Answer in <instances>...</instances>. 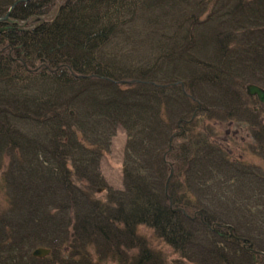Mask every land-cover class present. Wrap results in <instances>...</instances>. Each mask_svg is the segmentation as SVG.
Returning a JSON list of instances; mask_svg holds the SVG:
<instances>
[{
    "label": "trees",
    "instance_id": "trees-1",
    "mask_svg": "<svg viewBox=\"0 0 264 264\" xmlns=\"http://www.w3.org/2000/svg\"><path fill=\"white\" fill-rule=\"evenodd\" d=\"M18 1L0 0V19ZM63 3H19L0 23V264H259L264 171L232 160L198 117L246 126L264 154V108L243 94L264 89V0ZM142 52L173 75H127ZM181 68L190 85L171 80ZM120 128L124 188L94 200L74 179L102 182Z\"/></svg>",
    "mask_w": 264,
    "mask_h": 264
},
{
    "label": "rangeland",
    "instance_id": "rangeland-1",
    "mask_svg": "<svg viewBox=\"0 0 264 264\" xmlns=\"http://www.w3.org/2000/svg\"><path fill=\"white\" fill-rule=\"evenodd\" d=\"M57 1L58 5H63V1L66 0ZM55 14L56 8L54 11H52L50 17L53 18ZM139 26L142 27L141 25ZM163 49L164 52L167 50L164 46ZM161 53H163V50H161ZM140 54L138 53L135 56L136 58L133 60V62L127 64L128 68L130 67L127 75H135V78H138L140 75H149L142 78L149 80L150 83H152L151 80H157V75H173L170 74V72H167L173 69L172 62L171 60H169V58L166 59V57H164V59L160 60L158 63L157 60H153L151 56L146 54L144 55L143 52ZM166 66H170L171 68L166 70ZM182 71H185V69H179V74H176L177 77H172L171 80H179L182 83L184 82L185 86L187 84L190 85L192 81L191 78L183 76ZM167 78L168 77H162L161 80H166ZM179 81H176V83H180ZM165 83L166 82L160 83V85L168 86L172 84ZM241 85L243 84L240 83L238 85V90L242 87ZM243 94H245V92H243ZM249 99V102L252 103L253 106H255L256 100L252 98ZM253 109H258L257 112L261 115L262 118L261 123L264 124V114L262 113L264 110L261 107H255ZM198 118L202 120V122L198 123L200 125V128L203 130L206 129L205 132L210 135L213 142H216L217 144L222 146V148L228 151L232 160H245L246 162H250L251 164L261 168L264 171V154L257 155L256 152L251 151L250 146H252L254 142L252 134L248 131L246 126L238 123H223L217 117L213 118V120H210L209 117L201 114ZM176 133L184 135V133L180 132V130H178ZM126 143L127 134L122 128H120L117 132V135L111 140L109 150L101 158L100 172L102 182L97 186H93L89 183L78 180L77 178L74 179L75 184L79 186L84 192H86V194L90 195L92 199L106 202L109 198L110 191L119 192L123 190V168L125 149L127 145ZM2 175L3 173L0 172V178ZM6 204L7 202L4 195L0 193V210L5 209L7 207ZM140 233L144 235L152 248L161 253V255L166 259L168 263H172L173 261L179 259L174 250L170 246L160 241L155 236L152 230L141 228ZM33 252L34 251H32V253ZM257 260L259 261V264H263V254L262 256H258Z\"/></svg>",
    "mask_w": 264,
    "mask_h": 264
},
{
    "label": "water",
    "instance_id": "water-1",
    "mask_svg": "<svg viewBox=\"0 0 264 264\" xmlns=\"http://www.w3.org/2000/svg\"><path fill=\"white\" fill-rule=\"evenodd\" d=\"M31 0H24L23 2H29ZM7 17L4 19V21H7ZM248 95L249 96H256L258 97L259 101L261 103L264 104V90H262L261 88L257 87V86H250L248 87ZM173 174H171V177H172ZM170 177V179H171ZM170 179L167 183V191H168V188H169V182H170ZM48 255H50V251L49 250H45V249H38L37 251L34 252V257L36 258H45L47 257Z\"/></svg>",
    "mask_w": 264,
    "mask_h": 264
}]
</instances>
